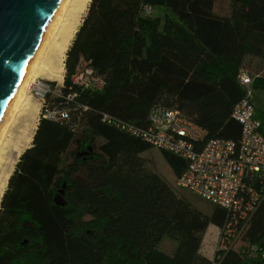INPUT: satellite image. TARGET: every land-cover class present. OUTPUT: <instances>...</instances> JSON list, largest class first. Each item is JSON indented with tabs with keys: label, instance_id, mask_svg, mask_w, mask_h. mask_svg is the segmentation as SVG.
<instances>
[{
	"label": "trees",
	"instance_id": "obj_1",
	"mask_svg": "<svg viewBox=\"0 0 264 264\" xmlns=\"http://www.w3.org/2000/svg\"><path fill=\"white\" fill-rule=\"evenodd\" d=\"M245 56L264 61V0H90L65 53L62 86L52 95L55 81L46 80L31 145L0 199V264L217 261L200 248L209 225L220 228L228 211L181 192L167 215L161 199L168 181L141 154L152 145L115 122L141 128L152 109H176L204 131L193 139L197 146L212 138L238 142L231 112L245 93ZM86 69L102 78L100 88L74 79ZM248 76L252 90L264 89V71ZM256 109L264 133V106ZM79 126L85 148L92 136L103 141L82 159L84 176L66 179L60 193L59 170ZM159 150L178 178L186 160ZM170 234L177 242L168 253L158 244ZM263 236L236 247L231 264H264Z\"/></svg>",
	"mask_w": 264,
	"mask_h": 264
},
{
	"label": "built area",
	"instance_id": "obj_2",
	"mask_svg": "<svg viewBox=\"0 0 264 264\" xmlns=\"http://www.w3.org/2000/svg\"><path fill=\"white\" fill-rule=\"evenodd\" d=\"M150 13L151 7L146 6ZM74 79L86 87L100 88L103 80L90 69L79 72ZM240 83L245 87L244 96L234 105L231 116L240 124L238 142L212 138L197 146L193 139L203 136V130L185 119L178 110L156 107L148 115V124L137 128L121 124L122 128L143 138L158 149L182 157L187 162L183 173L176 178L180 189L220 206L228 211L227 218L219 228L221 238L230 244L245 233L246 227L264 213V133L258 111L252 103L251 78L243 74ZM41 100V106L50 86L46 81L34 80L29 87ZM56 111L46 116L55 118ZM59 114H63L60 112ZM221 250V247H218ZM217 252L212 264L221 261Z\"/></svg>",
	"mask_w": 264,
	"mask_h": 264
},
{
	"label": "rangeland",
	"instance_id": "obj_3",
	"mask_svg": "<svg viewBox=\"0 0 264 264\" xmlns=\"http://www.w3.org/2000/svg\"><path fill=\"white\" fill-rule=\"evenodd\" d=\"M89 2L84 12L80 15L79 25L77 26L76 30L80 26L83 20V17L86 14ZM150 15L162 16L163 15L162 9L158 6H154L151 8ZM74 35L72 37V40L74 38ZM72 40L70 41V44ZM70 44L68 45V47L70 46ZM64 59H65V55L63 57V69L61 71V76H63L64 74ZM257 71L261 72L262 71L261 67L257 68L255 65V62L253 61L250 62L249 60H247L243 66L242 74L250 75ZM29 79H32L30 81V84L33 80L34 82L43 81V80L44 81L46 80L55 81L52 95H56V93H58L59 88L62 86V81H63V79H60L58 76H55L53 78H48V76L43 75L41 73H38V74L35 73L34 76L33 77L31 76V78L29 77ZM33 91L34 90L32 86L31 87L28 86L27 91H26L27 92V104L24 108H20V110L17 111L16 114L14 115L15 117L13 118V122L10 125L8 131L6 132L5 139H7L8 137L15 138L17 134V130H19L21 127H24L26 124H28L30 128L35 125L38 119V116L40 114L41 100L35 96ZM251 100L255 107L257 108L263 107L264 106V89L263 90L262 89L253 90ZM83 128L84 126H79V128L77 129L75 137L71 143V146L69 147V149L67 150L65 154L64 162L62 163L60 167L59 175H58L59 178L55 185L58 188L60 193L63 192V189L66 184V179L82 178L84 176V169L81 165L82 159H84L85 157L89 155L87 154L88 152H97L98 145L103 141L100 137L96 135L92 136L90 145H88L87 148H85L81 144V141H80L82 137V133H83ZM32 130L33 128L31 129V131ZM28 146H25L23 150L27 148ZM142 155L149 160L151 167L168 181L169 187L167 191L164 193V195L162 196L161 207H162V210L167 215L170 216L172 214V211L174 209V206L177 200L180 197L181 192H187V193H190V192H188L185 189H180L175 185L176 177L173 175L170 167L165 162L162 156V153L158 148L152 146L150 149L144 151ZM17 160L18 158L15 159V163ZM14 165H13L12 170L14 169ZM57 196H58V200L61 201L62 200L61 195L58 194ZM206 203L207 202L203 200L199 201L197 203L199 209L207 212L209 210L208 207L210 204L207 203L208 204V207H207ZM221 232L222 231L216 225H213V224L209 225V227L207 228V230L205 231L203 235L200 252L214 259L215 256L217 255V252L221 251V253H219V254H223L221 256L222 258L221 260L223 261V258L225 256L226 258L223 263L222 261H220L217 264H220V263L221 264H231L230 259L232 257L230 256L232 255L234 256V251H236L237 249L236 247H238L241 244H245V243L248 244L249 242L256 240L257 233L264 232V217H262L261 215L254 222L249 224L245 229V233H243L236 242L232 243V247L230 248L228 247L230 243L226 242L224 238H221ZM176 242H177L176 236L174 234H170V235H165L160 240L158 245L160 249H163L165 251H171L176 245ZM218 247H221V250H218ZM231 253L233 254L230 255Z\"/></svg>",
	"mask_w": 264,
	"mask_h": 264
},
{
	"label": "bare ground",
	"instance_id": "obj_4",
	"mask_svg": "<svg viewBox=\"0 0 264 264\" xmlns=\"http://www.w3.org/2000/svg\"><path fill=\"white\" fill-rule=\"evenodd\" d=\"M90 0H57L31 57L24 69L6 111L0 121V199L11 170L25 146L32 141L33 127L26 124L17 130L15 138L5 139L14 115L27 104V88L35 73L53 78L61 76L63 57L79 25L80 15ZM28 118V116H27ZM25 124V123H24ZM33 130L31 131V129ZM263 216V215H262Z\"/></svg>",
	"mask_w": 264,
	"mask_h": 264
},
{
	"label": "water",
	"instance_id": "obj_5",
	"mask_svg": "<svg viewBox=\"0 0 264 264\" xmlns=\"http://www.w3.org/2000/svg\"><path fill=\"white\" fill-rule=\"evenodd\" d=\"M56 1L0 0V121Z\"/></svg>",
	"mask_w": 264,
	"mask_h": 264
},
{
	"label": "crops",
	"instance_id": "obj_6",
	"mask_svg": "<svg viewBox=\"0 0 264 264\" xmlns=\"http://www.w3.org/2000/svg\"><path fill=\"white\" fill-rule=\"evenodd\" d=\"M247 60H249L250 62L251 61H253V62H255V65H256V67L257 68H260L261 67V69H262V71L261 72H263L264 71V61H261L260 59H258L257 57H254V56H245V58H244V62H243V66H244V64H245V62L247 61ZM243 66H242V70H243ZM38 121V120H37ZM37 121H36V124H37ZM35 128H36V126H35ZM35 128H34V130H35ZM34 133V132H33ZM31 145V144H30ZM29 145V146H30ZM28 146V147H29ZM143 153V152H142ZM141 153V154H142ZM159 246V245H158ZM175 247V246H174ZM174 249V248H173ZM172 249V250H173ZM201 249V248H200ZM163 250V249H162ZM172 250L171 251H165V250H163V251H165V252H168V253H170V252H172ZM202 253V252H201ZM203 254V253H202ZM205 255V254H204ZM207 256V255H206ZM207 257H209V256H207ZM210 258V257H209Z\"/></svg>",
	"mask_w": 264,
	"mask_h": 264
}]
</instances>
